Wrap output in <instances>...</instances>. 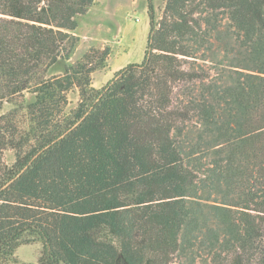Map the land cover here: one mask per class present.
<instances>
[{"label":"trees","instance_id":"16d2710c","mask_svg":"<svg viewBox=\"0 0 264 264\" xmlns=\"http://www.w3.org/2000/svg\"><path fill=\"white\" fill-rule=\"evenodd\" d=\"M93 2L0 0V264H264V0H147L143 59L100 88L108 47L47 74Z\"/></svg>","mask_w":264,"mask_h":264},{"label":"rangeland","instance_id":"374dc122","mask_svg":"<svg viewBox=\"0 0 264 264\" xmlns=\"http://www.w3.org/2000/svg\"><path fill=\"white\" fill-rule=\"evenodd\" d=\"M165 0H154V9L158 16L163 12ZM76 27L72 32L78 36V42L68 60H60L48 71V75L57 74L66 63H72L82 57L91 47L109 48V54L103 66L95 69L92 76V84L100 88L127 63L141 62L146 48L148 33L147 0H94L88 10L75 17ZM224 30V29H223ZM220 35L221 41L215 43L219 46L212 63H208V68L213 67L227 70V65L232 61L234 53L224 51V48H237L232 38ZM213 57V58H212ZM210 62V61H209ZM67 104L65 114H70L78 103V90L73 87L67 92ZM26 100H33V94L27 93ZM12 103L5 102L0 108V114L6 112ZM7 162H13L14 152L7 149L4 152ZM42 250L40 241H33L20 245L16 249L18 262H36ZM175 264H182V253L175 260Z\"/></svg>","mask_w":264,"mask_h":264}]
</instances>
